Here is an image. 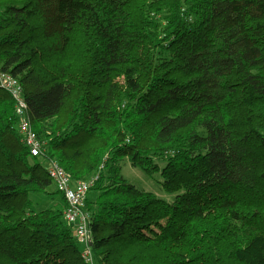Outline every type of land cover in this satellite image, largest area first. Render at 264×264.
<instances>
[{
  "label": "trees",
  "instance_id": "1",
  "mask_svg": "<svg viewBox=\"0 0 264 264\" xmlns=\"http://www.w3.org/2000/svg\"><path fill=\"white\" fill-rule=\"evenodd\" d=\"M180 1L0 7V74L45 143L32 159L0 89V264H85L64 198L33 208L49 161L74 184L99 176L86 200L98 264H264V0ZM75 46L78 67H52ZM124 160L174 202L129 184Z\"/></svg>",
  "mask_w": 264,
  "mask_h": 264
},
{
  "label": "built area",
  "instance_id": "2",
  "mask_svg": "<svg viewBox=\"0 0 264 264\" xmlns=\"http://www.w3.org/2000/svg\"><path fill=\"white\" fill-rule=\"evenodd\" d=\"M0 89H4L15 102L22 142L28 148L30 157L42 160L45 143L33 130L21 84L10 75L0 74ZM47 165L48 177L66 202L63 219L74 227L84 263L98 264L93 253V237L90 229L92 215L86 209V200L98 182L99 176L96 175L87 181L74 184L57 161H49Z\"/></svg>",
  "mask_w": 264,
  "mask_h": 264
},
{
  "label": "rangeland",
  "instance_id": "3",
  "mask_svg": "<svg viewBox=\"0 0 264 264\" xmlns=\"http://www.w3.org/2000/svg\"><path fill=\"white\" fill-rule=\"evenodd\" d=\"M30 0H0V7H3L4 5H23L28 3ZM180 4L182 5V0L180 1ZM132 6L136 9L138 7L141 10L144 7H148L149 3L148 0H133ZM0 13L2 15L3 12ZM137 13L138 10H137ZM166 14L165 16L168 18L170 16L169 10H166L163 12ZM166 23L164 20V17L160 16V21L156 23V27L158 28V31L153 32V35H159L162 31L163 25ZM81 51L82 48L79 46H75V48H71L70 50L66 51L64 54H59L58 57H55L52 60V67L57 68L59 65H63V61L66 60L67 62L73 64V66L78 67L81 64ZM155 164L159 165L160 167L164 166V161L162 159H155ZM45 169L48 168L47 164L43 165ZM120 166L122 169V177H124L127 182L131 185L136 186L138 189L145 191L147 193H151L155 195L157 198L167 202V203H173L175 200L174 195H170L166 193L162 187V178L161 175L158 173L155 174H148L147 172L135 170L133 169L128 160H124L123 162H120ZM56 187L53 185V187L49 188L47 191V194L40 195V194H31L30 199L33 203V208L36 212H42L44 210L49 209H56L61 208L63 203L61 198L58 197V195H55ZM96 193H90V198H96ZM59 203V206L57 204ZM57 206V207H56Z\"/></svg>",
  "mask_w": 264,
  "mask_h": 264
},
{
  "label": "crops",
  "instance_id": "4",
  "mask_svg": "<svg viewBox=\"0 0 264 264\" xmlns=\"http://www.w3.org/2000/svg\"><path fill=\"white\" fill-rule=\"evenodd\" d=\"M55 192H56V191H55ZM58 197L61 198L60 196H58ZM60 200H61V199H60ZM57 206H59V203L57 204ZM57 206H56V207H57Z\"/></svg>",
  "mask_w": 264,
  "mask_h": 264
},
{
  "label": "clouds",
  "instance_id": "5",
  "mask_svg": "<svg viewBox=\"0 0 264 264\" xmlns=\"http://www.w3.org/2000/svg\"><path fill=\"white\" fill-rule=\"evenodd\" d=\"M60 194V193H59ZM61 195V194H60ZM62 196V195H61ZM63 197V196H62ZM89 197V196H88ZM64 198V197H63Z\"/></svg>",
  "mask_w": 264,
  "mask_h": 264
}]
</instances>
